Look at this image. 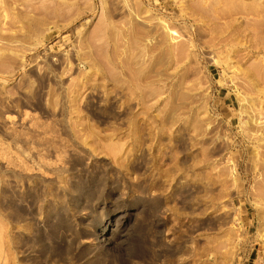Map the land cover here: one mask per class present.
Returning a JSON list of instances; mask_svg holds the SVG:
<instances>
[{"label": "rangeland", "instance_id": "1", "mask_svg": "<svg viewBox=\"0 0 264 264\" xmlns=\"http://www.w3.org/2000/svg\"><path fill=\"white\" fill-rule=\"evenodd\" d=\"M0 264H264V0H0Z\"/></svg>", "mask_w": 264, "mask_h": 264}]
</instances>
